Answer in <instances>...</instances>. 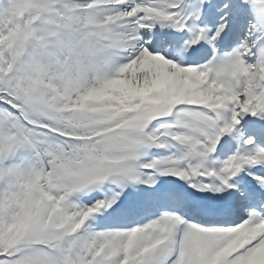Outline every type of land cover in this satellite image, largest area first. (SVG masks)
<instances>
[{"label":"snow or ice","instance_id":"1","mask_svg":"<svg viewBox=\"0 0 264 264\" xmlns=\"http://www.w3.org/2000/svg\"><path fill=\"white\" fill-rule=\"evenodd\" d=\"M0 264H264V0H0Z\"/></svg>","mask_w":264,"mask_h":264}]
</instances>
